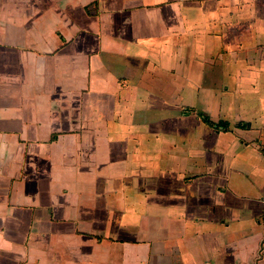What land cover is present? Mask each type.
I'll use <instances>...</instances> for the list:
<instances>
[{
	"label": "crops",
	"instance_id": "crops-1",
	"mask_svg": "<svg viewBox=\"0 0 264 264\" xmlns=\"http://www.w3.org/2000/svg\"><path fill=\"white\" fill-rule=\"evenodd\" d=\"M0 264H264V0H0Z\"/></svg>",
	"mask_w": 264,
	"mask_h": 264
}]
</instances>
